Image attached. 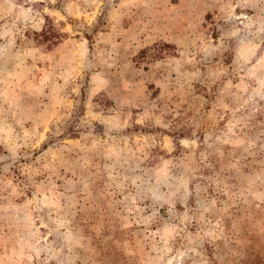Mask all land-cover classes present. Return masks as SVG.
<instances>
[{"label": "rangeland", "instance_id": "374dc122", "mask_svg": "<svg viewBox=\"0 0 264 264\" xmlns=\"http://www.w3.org/2000/svg\"><path fill=\"white\" fill-rule=\"evenodd\" d=\"M0 264H264V0H0Z\"/></svg>", "mask_w": 264, "mask_h": 264}]
</instances>
